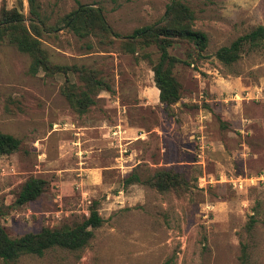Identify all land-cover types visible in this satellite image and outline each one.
<instances>
[{"label":"rangeland","instance_id":"obj_1","mask_svg":"<svg viewBox=\"0 0 264 264\" xmlns=\"http://www.w3.org/2000/svg\"><path fill=\"white\" fill-rule=\"evenodd\" d=\"M39 1L43 17L59 29L41 39L52 63L95 69L111 90L99 92L94 105L78 114L61 95V77L31 76L30 58L0 43V133L21 141L18 151L0 157V225L11 238L74 226L89 217L93 204L104 223L81 251L24 255L18 264H240L242 246L248 264H264V44L245 46L230 66L215 57L220 48L264 28V0ZM172 3L191 10L192 29L206 35L207 47L201 53L186 41H171L168 53L175 59L172 75L181 98L168 116L162 106H148L154 98L152 65L159 58L154 45L130 48L106 35L80 39L62 19L80 6L100 9L109 31L123 38L139 28L166 25ZM3 4L23 7L29 18L26 0H0V8ZM119 111L127 120L123 127L130 128L122 143H133L126 153L134 151L142 161V179L149 168L143 162H154L157 148L133 140L138 130L160 124L166 163L177 160L181 126L193 128L187 131L193 143L187 160L193 163L176 167L186 188L161 194L136 185L119 194V184L109 188L115 178L108 171L105 185L92 190L88 202L82 200L84 186L64 176L77 159L69 146L73 138L88 145L98 132L92 128L104 122L119 124ZM101 156L113 159L117 150ZM29 177L45 180V190L35 202L17 206ZM238 179L253 181L234 187Z\"/></svg>","mask_w":264,"mask_h":264},{"label":"trees","instance_id":"obj_2","mask_svg":"<svg viewBox=\"0 0 264 264\" xmlns=\"http://www.w3.org/2000/svg\"><path fill=\"white\" fill-rule=\"evenodd\" d=\"M29 18L25 19L21 9H8L6 5L0 8V43L7 42L18 52L30 58L28 73L35 77L42 72L48 77H61L63 85L61 95L69 106L78 114H85L95 103L99 92H109L110 86L100 77V73L92 68L78 66L55 65L44 49L41 39L50 33L58 31V27L48 24L41 14L39 0H26ZM64 27L74 32L82 39L89 34L95 36L113 37L122 40L127 47L133 48L136 44L154 45L159 58L152 65L153 82L159 91V103L166 115L172 116L171 107L181 98L180 85L172 75L175 59L168 53L171 41L178 39L190 43L197 52H204L207 47V37L204 33L194 31L193 13L180 3H172L168 8L163 22L164 26L144 27L134 30L123 38L113 34L106 26L100 9L89 6H80L77 10L66 15L63 19ZM264 44V28L256 27L250 33L237 38L228 47L220 48L216 59L227 66L239 61L244 47L248 50L262 47ZM21 141L16 137L0 133V157L9 156L20 147ZM136 167L124 177L123 185H143L158 193L174 192L178 194L180 188H186L184 174L171 168H147L145 179L141 177ZM47 183L43 179L29 177L21 187L16 205L23 206L35 202L44 192ZM104 220L98 212L96 204L90 207L89 217L81 224L64 226L59 229L43 228L36 234H25L19 238H11L0 225V262L1 264H18L21 256L30 255L43 257L54 249L77 252L85 249L93 239V231L100 228ZM242 246L240 264H248V255Z\"/></svg>","mask_w":264,"mask_h":264},{"label":"crops","instance_id":"obj_3","mask_svg":"<svg viewBox=\"0 0 264 264\" xmlns=\"http://www.w3.org/2000/svg\"><path fill=\"white\" fill-rule=\"evenodd\" d=\"M153 94L154 98L148 106H151L152 110H155L157 106H161L159 103V91L157 90L155 85ZM120 111L118 113L119 124L115 126H112L110 124L112 126L111 127L108 126V123L104 122L101 124V126L92 128L94 130L96 129L95 131L98 132L95 133V138H93V136H90V142L86 143L88 145H82L80 140L75 141V139L73 138L72 147L69 146L70 152L73 153L75 157H77V159H73L71 168H69L67 172L64 173V176L71 178L73 181H79V183L84 186L83 188L85 189V193H83V195L85 196L82 199L83 201L88 200L86 196L90 195L92 190H99L101 185H105L103 184L102 179L104 173L108 171H112L115 178V180H113V184H110V186H108L110 189H112L116 184H119V194L122 193L126 188L130 190L131 188L136 186L130 185L125 187L122 182L124 177L129 175L133 171V169L139 166L142 161L135 159L136 153L134 151L129 152V154L126 153L128 147L133 143L131 141L122 143V140H124L126 134L130 132V128L123 127V123L126 126L127 120L124 117H121ZM122 112L125 113L124 110H122ZM54 127L56 128L57 126ZM190 130H193V128L181 126V131H179L181 137H179L177 140V160H171L166 163L161 160L164 157L165 152V147L163 146V139L165 138V134L160 124L157 123L149 125L148 129H144L140 132L138 130V135L136 134L133 140H141V143L148 142L147 144L143 143V145H146L147 148L154 146L155 148H157V150L155 151V153L157 154L155 161L150 162L149 160H145V162H143L147 164L151 169L189 166L193 163L189 161L190 154H188V152L192 151L191 147L193 144L190 140L191 134L187 132ZM73 135L74 137L78 136L77 133H74ZM185 137H188L190 142L187 141L188 143H186ZM126 140L128 139L126 138ZM111 148L117 150V156L113 159H106V161L103 160L101 155L105 150ZM187 158L189 160H187Z\"/></svg>","mask_w":264,"mask_h":264},{"label":"built area","instance_id":"obj_4","mask_svg":"<svg viewBox=\"0 0 264 264\" xmlns=\"http://www.w3.org/2000/svg\"><path fill=\"white\" fill-rule=\"evenodd\" d=\"M251 180L253 181V179H249V180L247 179L245 181L244 180H241V179H238L236 182H234V184L233 183L232 184H233L234 187H236L237 186V183H239V188H241L242 187V183H244V182L246 183V181H250L251 182Z\"/></svg>","mask_w":264,"mask_h":264}]
</instances>
